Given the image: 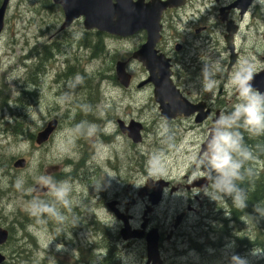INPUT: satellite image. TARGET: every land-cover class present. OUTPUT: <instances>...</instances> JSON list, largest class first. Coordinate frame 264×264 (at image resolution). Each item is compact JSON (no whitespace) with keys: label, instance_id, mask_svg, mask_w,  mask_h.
Wrapping results in <instances>:
<instances>
[{"label":"flooded vegetation","instance_id":"obj_1","mask_svg":"<svg viewBox=\"0 0 264 264\" xmlns=\"http://www.w3.org/2000/svg\"><path fill=\"white\" fill-rule=\"evenodd\" d=\"M2 1L4 0H0V5ZM7 1L9 4V0ZM48 1L51 2L49 3L51 7L62 10L64 14L61 5L56 4L54 0ZM191 1L186 0L185 3L190 4ZM238 1L206 0L204 11L199 15H192L182 30L176 27L177 32L173 35L167 34V28L173 27L175 11L183 6L164 11L163 37L156 48L171 58L172 61L166 59L165 62L168 66V78L180 93L178 103L186 102L190 105L191 113H178L172 118L163 116L161 104L155 94V84L149 80L151 74L140 59L135 58L134 49L128 48L122 55L119 51L111 53L112 60L109 61L106 74L101 71L100 81L97 75V86L93 87L88 106L80 110L86 117L81 120L73 150L67 157L66 168L60 173H51L56 180H68L73 186L71 208H61L62 217L56 220L46 215L41 217L42 227L47 226V237L55 244L64 245V248L58 251L57 245L52 244L53 251L56 255L63 252L70 256L68 261H61L58 264H193V261L198 263V259L212 260L221 252L225 256L232 254L243 256L249 253V244H241L244 237L248 239L250 236L246 234L249 230L248 217L241 223L221 218L213 208V200L201 191L207 184V172L203 167L204 159H201V154L204 157L208 156L205 149L210 129L222 112L230 111L238 102V98L226 87L225 78L241 62L248 60L246 55L251 48L258 47L264 53V29H260L262 25H259V20H264L261 14V11L264 13V7L253 6L252 0L244 10L236 5ZM8 4L4 27L7 23ZM177 15L181 18L180 14ZM80 19L83 23L84 18ZM229 25L233 32L227 39L226 36L230 34ZM143 29L149 35V30ZM59 30L55 33L54 40L58 41L68 34L63 22ZM146 32L142 31L135 35L142 40L136 49L146 40ZM110 35L121 40H129L134 33H127L124 36L111 33ZM179 38H182V41L175 43ZM91 45L95 48L93 56L105 54L106 43L105 41L103 43L99 35H96V40L92 39ZM167 46L170 49H167ZM217 57L220 59L222 74L217 76L218 86L213 95L200 89L198 77L204 62H212ZM120 67L126 73L124 81L119 75ZM137 67H140L141 71ZM36 70L43 75L47 72L45 64H38L33 72ZM75 70L86 73L83 68ZM66 77L74 75L68 71ZM38 82L39 78L34 84ZM28 84L26 80L27 87ZM32 92L36 91H31V95ZM56 93L58 95L59 90ZM153 104L158 107L154 117ZM196 105L202 110L195 108ZM159 117L167 122H178L182 128L176 138L181 143V156L185 168L183 175L178 179L165 175H151L148 155L137 149V146L145 141L150 122L155 127L161 126ZM53 119L57 120L56 128L47 140L41 143L37 141L39 132L45 129L49 121L46 120L39 127L40 131L35 138L38 145L50 141L58 130L61 119L59 117ZM137 122L142 124L140 141L131 135ZM89 125L95 126L94 134H88ZM241 132L244 137L248 134L243 129ZM33 134L30 132L31 137ZM168 134L174 135V131ZM121 138L125 140L124 143ZM104 151H107L105 157L102 156ZM217 159L218 157L213 156L211 162L215 163ZM263 165V163L261 166L255 165V169L262 168ZM108 174L118 177L111 180L110 186L104 190L96 191L93 186L99 185ZM140 177L143 180L138 183ZM161 178H166L169 185L163 188L160 201L152 204L149 194L155 185L150 184L149 190L141 193L140 188L149 179ZM198 192L199 194H196ZM44 194L45 200H49L47 193ZM111 201L116 202L115 207L121 217L109 209L108 204ZM148 209V214H145ZM107 213L111 214V219L105 217ZM178 216L182 219L175 227ZM155 219L158 220L154 222ZM74 225L77 226L73 227ZM129 225L143 232L144 236L123 238L121 229ZM217 225L223 228L219 233ZM0 226L8 231V238L11 237V229L1 223ZM142 227L144 229L141 230ZM153 227L158 228L160 253L158 257L150 259L145 237ZM4 244L0 245V251ZM191 252L194 257H187ZM65 254L59 260L66 258Z\"/></svg>","mask_w":264,"mask_h":264},{"label":"rangeland","instance_id":"obj_2","mask_svg":"<svg viewBox=\"0 0 264 264\" xmlns=\"http://www.w3.org/2000/svg\"><path fill=\"white\" fill-rule=\"evenodd\" d=\"M205 6L206 0H192L190 4L183 5L181 9L175 11L173 27L167 28V34L173 35L177 32L176 27L182 30L186 21L192 15L203 12ZM177 14H180L181 18H178ZM261 14L264 17L262 11ZM6 18L7 23L0 36V90L7 94V100L11 97L12 101L11 109L0 104V223L10 228L12 235L6 244L1 246V250L7 256L4 264H50L51 258L58 264L61 261H68L70 256L63 252L56 255L52 249V244L55 243L47 237V226L42 227L43 219L40 218L38 221L36 217L29 215L26 204L33 197L43 200L46 198L44 193H47V190L39 188L36 183L37 177L54 178L51 173H60L66 168L67 157L71 155L78 134L77 126H80L81 120L86 117L80 110L88 106L93 87L97 86V75L100 81L101 71L106 74L109 61L112 60L111 53L119 51L122 55L128 48L134 49L139 45L140 39L135 37L121 40L110 34L101 33L99 36L102 37L103 43L104 41L106 43L105 54L93 56L95 48L91 41L96 40V31L86 30L82 19L79 18L67 27L68 34L58 41L54 40L55 33L60 31L64 14L62 10L51 7L48 0H9ZM259 25H262L260 29L263 30L264 20H259ZM181 41L182 38H179L175 43ZM45 44H50L51 47L48 53L43 55ZM36 47H39L37 52L34 50ZM167 49H170L169 46ZM31 50H34V54L30 53ZM43 56L45 62L40 63ZM38 64H45L47 69L45 75L40 74L39 70L30 73ZM76 68H83L86 73L77 72ZM137 69L141 71L140 67ZM68 71L74 77H66ZM38 78L37 84L32 83L34 80L38 81ZM26 80L29 83L28 87ZM31 91L36 92L31 95ZM234 92L235 90L231 94L236 96L237 92ZM153 108L154 117L158 107L153 104ZM53 117L61 119L58 130L50 141L38 145L35 138L40 131L39 127ZM159 119L161 126L155 127L150 122L145 141L138 145L137 149L148 155L153 173L164 169L165 176L178 179L183 175L185 168L181 156V143L176 138L182 128L178 122H167L160 117ZM21 120L22 126L19 123ZM4 123H8L9 126H5ZM15 126L21 128L15 130ZM155 129L157 131H154ZM173 131L174 135L168 134ZM28 132L34 133L32 137ZM121 141L125 142L123 138ZM102 156H107V151L102 152ZM21 157L27 159V166L14 167V161ZM18 179L24 182L23 190H17ZM142 180L140 177L138 183ZM105 217L112 218L110 213ZM248 223L249 230L246 233L244 228V233L255 235V224L251 221ZM252 248L254 246L250 247ZM63 254L66 258L59 260ZM188 256L194 257L192 252ZM229 257L221 252L212 260L198 259L199 262L193 261V264H229ZM256 264H264V261H258Z\"/></svg>","mask_w":264,"mask_h":264},{"label":"clouds","instance_id":"obj_3","mask_svg":"<svg viewBox=\"0 0 264 264\" xmlns=\"http://www.w3.org/2000/svg\"><path fill=\"white\" fill-rule=\"evenodd\" d=\"M257 5L264 7V0H253V6ZM219 65L218 57L212 62H204L198 77L203 92L214 95L218 86L217 76L222 74ZM254 78L255 67L251 60L241 62L239 68L230 75L229 83L238 94V102L230 111L222 112L216 118L205 149L208 156L204 157L201 154V159H204L203 167L207 172V184L201 191L217 203L218 198H230L233 206L237 208L247 207L248 194L242 184L249 174V169L245 168V165L254 160L251 149L244 142L241 129L249 136H264V92L255 89ZM77 127L80 128L79 125ZM94 131L95 126L89 125L88 134H94ZM213 156L218 157L215 163L211 162ZM149 172L153 176L165 174L164 169L153 173L150 167ZM117 177L108 174L99 185L93 187L100 192L110 186L111 180ZM23 183V180L18 179L17 190H23ZM36 183L41 190H47L50 199L33 197L29 200L26 204L29 215L36 217L38 221L45 215L56 220L63 216L61 208H71L73 186L68 180L58 181L50 176H40L36 178ZM255 211L264 218V205H255ZM63 248V244L57 245L58 251ZM258 261H264V249L257 247L252 248L246 256L232 254L229 257V264H256ZM50 264H55L54 258L50 259Z\"/></svg>","mask_w":264,"mask_h":264},{"label":"water","instance_id":"obj_4","mask_svg":"<svg viewBox=\"0 0 264 264\" xmlns=\"http://www.w3.org/2000/svg\"><path fill=\"white\" fill-rule=\"evenodd\" d=\"M54 1L55 3L62 5V7L64 8L65 21L63 27L69 26L76 18L84 16L85 17L84 23L86 28L88 29L96 28L98 30L107 31L109 33H114V34L115 32L121 30H124L121 31V33L124 34L135 33L141 28H147L149 30V35L146 46L149 47L151 50L149 51L147 57L144 60L145 62H147L146 65L148 66L149 72L151 74L149 80H151L155 84V94L157 96V100L161 104L162 115L167 118H172L175 117L178 113H182V112L188 113L190 112V110H192L191 109L192 107L186 104V102H181L180 104L178 103L180 102V93L176 90L175 86L168 78V73H167L168 66L166 65L167 63H165L167 61L165 55L163 53H160L159 50H157L155 47L157 42H159L163 37L162 35L163 25L161 23L163 12L168 8L181 7L185 5L186 0H54ZM251 1L252 0H239L236 3V5L245 10L248 8ZM7 4L8 1L4 0L0 7V35L4 28V16H5ZM228 31L230 34L226 36L227 39H229V37L233 32V29L230 27V25L228 27ZM119 75L122 81L126 79V73L124 72L122 67L119 68ZM253 85L255 89H257L258 91L264 92V69L258 73H255ZM195 108H198V105H196ZM199 110L202 109L200 108ZM56 125H57L56 119H52L51 121H49L45 129L39 132L37 141L41 143L47 140L48 136L55 130ZM133 127H134V131L131 133V135L134 137V139L140 141L142 138L141 137L142 124L140 122H137ZM25 164H26V160L23 157L18 158L14 162L15 167H25ZM150 184L155 185L154 189L149 194L150 203L157 204L160 201L163 188L169 185V181L166 178H161L157 180L149 179L146 182V184L140 188L139 192L141 193L144 190L148 191L151 186ZM218 199L219 202L217 203L215 201V205H214V209L216 213L223 219H226L227 215L232 216L233 210H230L228 208L231 203L228 200V198H222V199L218 198ZM224 203H227L228 206L224 207L223 205ZM115 204H116L115 201H111L109 202L108 207L110 210H112L118 216H120L119 214L120 212L115 207ZM148 212L149 209L146 211L145 214H148ZM235 218L246 221L245 216L240 217L239 215H236ZM181 219L182 217L178 216L175 227L178 226V222ZM145 223H146V218H145ZM145 223L143 224V226H145ZM140 229L142 230L144 229V227ZM121 235L125 239L131 238L133 236L142 238L144 236V233L140 232V230L138 229L131 228L129 225L121 229ZM7 238H8V231L0 226V245L5 243L7 241ZM145 238H146L149 258L152 259L158 257L160 253L158 248V240H159L158 228L157 227L151 228V230H149L146 233ZM5 259H6L5 255L0 251V264H2Z\"/></svg>","mask_w":264,"mask_h":264},{"label":"trees","instance_id":"obj_5","mask_svg":"<svg viewBox=\"0 0 264 264\" xmlns=\"http://www.w3.org/2000/svg\"><path fill=\"white\" fill-rule=\"evenodd\" d=\"M49 3H51L49 1ZM51 6V5H50ZM101 33L96 32V35H99ZM101 36H99L100 38ZM46 49H44L43 55H46L51 47L50 44H45ZM100 49V48H99ZM36 52L39 50V47H36L34 49ZM34 50H31L30 53L34 54ZM29 54V56H31ZM45 62V56H43L42 61L40 63ZM31 71L30 73H32ZM33 83L37 82V80L32 81ZM33 93V92H32ZM12 101V98L10 97L9 100H7V94H3V91L0 90V104H3L4 106L10 107V102ZM16 117V115H15ZM22 121V120H21ZM19 122V121H18ZM20 125L23 124L22 122H19ZM4 125H8V123H4ZM22 126V125H21ZM21 126H15V130H19ZM19 132V131H18ZM27 130H25V133ZM13 134L17 135L15 132L12 131ZM30 134V132H28ZM245 144L251 149L254 160L249 161L246 163L245 168L249 169V174L245 178L242 187H244L248 194V203L246 208H237L233 206L232 200L228 198V200L231 202L230 206L228 207L230 210H233L232 217H236V215H239L240 217L245 216L248 217L249 220L255 224L256 234L248 236L247 238H243L241 244L249 243L250 245L260 246V248L264 249V218L260 217L258 213L255 211V205L261 204L264 205V165L262 168L255 169V165L261 166V164H264V136H249L247 134L246 137H244ZM224 207L228 206L227 203L223 204ZM231 221H236L235 219H232ZM225 223V222H224ZM223 228H221L220 225H217V232L219 233L222 231ZM105 236L108 237V234L105 233Z\"/></svg>","mask_w":264,"mask_h":264},{"label":"bare ground","instance_id":"obj_6","mask_svg":"<svg viewBox=\"0 0 264 264\" xmlns=\"http://www.w3.org/2000/svg\"><path fill=\"white\" fill-rule=\"evenodd\" d=\"M33 83V82H32Z\"/></svg>","mask_w":264,"mask_h":264}]
</instances>
